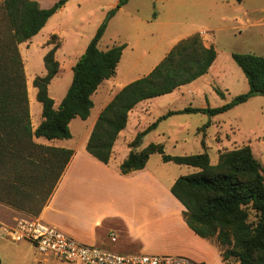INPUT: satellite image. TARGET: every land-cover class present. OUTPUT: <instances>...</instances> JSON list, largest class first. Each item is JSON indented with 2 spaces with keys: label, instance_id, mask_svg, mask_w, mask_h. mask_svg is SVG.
<instances>
[{
  "label": "trees",
  "instance_id": "16d2710c",
  "mask_svg": "<svg viewBox=\"0 0 264 264\" xmlns=\"http://www.w3.org/2000/svg\"><path fill=\"white\" fill-rule=\"evenodd\" d=\"M65 1L57 0L50 7L41 8L35 0H0V202L18 209H27L22 203H29L32 217H37L49 200L74 153L71 148L40 144L33 138H70V121L89 116L93 106L91 95L105 79L115 75L126 46L121 43L104 50L98 48L108 19L128 1L119 0L73 65L71 83L55 108L48 85L59 71L55 53L61 42L57 34H51L47 43L52 47L43 56L45 73L32 81L42 118L33 129L18 46L38 33ZM216 55L212 44H203L199 32L178 40L149 73L124 85L101 109L87 139L86 151L108 163L117 135L126 126L128 113L135 104L169 93L205 74ZM232 58L247 79L246 93L216 107L186 106L158 117L128 143L130 151L119 170L127 174L142 169L152 153L160 154L164 162L196 167L195 172L178 176L170 188L184 206L187 225L215 243L225 264H264V166L248 144L219 150L215 164L210 163L205 151L168 154L162 142H150L137 149L143 136L165 117L199 112L211 117L251 96H264V56L234 52ZM218 93L223 95L220 90Z\"/></svg>",
  "mask_w": 264,
  "mask_h": 264
},
{
  "label": "rangeland",
  "instance_id": "374dc122",
  "mask_svg": "<svg viewBox=\"0 0 264 264\" xmlns=\"http://www.w3.org/2000/svg\"><path fill=\"white\" fill-rule=\"evenodd\" d=\"M119 0H66L47 20L33 45H20L26 76L27 97L31 126L41 120V104L36 100L32 85L35 76L45 73L43 44L37 43L41 34L55 33L61 45L56 51L60 67L48 85V94L59 106L72 80V67L84 52L107 13ZM199 32L202 40L212 43L217 56L209 70L195 80L173 91L146 99L141 122L150 125L159 116L186 106L216 107L248 91L247 79L232 58V53H252L264 56V0H128L108 21L98 48L128 43L117 65L115 76L102 84L91 96L93 106L86 119L75 118L70 124L71 137L63 140L70 147H84L91 122L120 85L146 75L178 40ZM50 35V34H49ZM48 35V37H49ZM43 41V40H41ZM30 44V41L27 42ZM151 68V69H150ZM150 69V70H149ZM112 82L113 85H110ZM110 88V89H109ZM223 92V95L218 93ZM54 105V106H55ZM134 126L131 118L125 135ZM157 131L170 132L177 139L175 145L165 148L173 155L207 152L210 162L218 161V151L248 144L254 156L264 166V96L254 95L227 111L209 117L206 113H177L157 124ZM144 141H157L153 132ZM203 138L204 145H201ZM41 140L47 141L46 139ZM188 168L184 165L182 168ZM192 173V172H190ZM185 175V174H184ZM16 210L20 217L34 216L32 206ZM18 218V219H19ZM254 218L251 211L250 219ZM16 223V220L11 227ZM161 255V254H159ZM173 255V254H166ZM182 256V255H181ZM186 257V256H185ZM188 258V257H187ZM232 260V259H231ZM61 264H81L58 260Z\"/></svg>",
  "mask_w": 264,
  "mask_h": 264
},
{
  "label": "crops",
  "instance_id": "0c3cea01",
  "mask_svg": "<svg viewBox=\"0 0 264 264\" xmlns=\"http://www.w3.org/2000/svg\"><path fill=\"white\" fill-rule=\"evenodd\" d=\"M35 1L41 8H47L57 0ZM38 33L28 40L30 44L24 41L18 47L22 44L33 45L32 39ZM49 34L55 33L41 34L36 41L45 44L42 47V55L52 47V44L47 43ZM125 44L121 57L128 46V43ZM203 44L208 47L212 43L203 40ZM114 76L105 79L97 90ZM110 85H113L112 82ZM124 85L126 83L120 85L118 90ZM144 100L136 103L129 111L126 125L132 118L134 126L127 135L124 134L126 126L118 133L108 163L99 161L86 151L89 135L84 147L74 148L63 144L66 139H46L47 141L43 142V137L33 138L40 144L74 150L54 191L37 217L81 243L119 253L173 254L186 256L202 264H225L215 243L197 235L187 225L183 215L184 206L170 191L178 176L195 172L196 167L187 165L188 168H182L185 164L164 162L160 154L152 153L142 169L127 174H122L119 170V164L130 151L128 143L148 126L146 122L140 121L141 112L146 105H141ZM54 107L56 108V105ZM96 119L97 117L91 122L89 134ZM153 132L157 133V138L160 139L155 140L162 141L164 149L179 141H186L184 138L177 139L170 132L157 131L156 126L143 136L138 150L147 145L144 137L154 135L151 134ZM19 217L20 214L16 210L0 203V264H60L53 256L38 253L31 242L11 239L9 227ZM112 237L115 238L113 241Z\"/></svg>",
  "mask_w": 264,
  "mask_h": 264
},
{
  "label": "built area",
  "instance_id": "2783aa9c",
  "mask_svg": "<svg viewBox=\"0 0 264 264\" xmlns=\"http://www.w3.org/2000/svg\"><path fill=\"white\" fill-rule=\"evenodd\" d=\"M9 230L12 240L29 241L38 253L63 261L81 264H202L181 255L119 253L81 243L38 217L19 218Z\"/></svg>",
  "mask_w": 264,
  "mask_h": 264
}]
</instances>
